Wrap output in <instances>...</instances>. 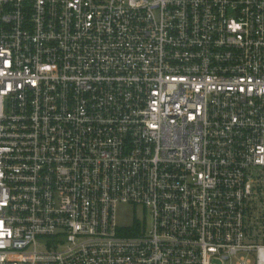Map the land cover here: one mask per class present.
Wrapping results in <instances>:
<instances>
[{
    "label": "built area",
    "instance_id": "2783aa9c",
    "mask_svg": "<svg viewBox=\"0 0 264 264\" xmlns=\"http://www.w3.org/2000/svg\"><path fill=\"white\" fill-rule=\"evenodd\" d=\"M240 253L264 264V0H0V264Z\"/></svg>",
    "mask_w": 264,
    "mask_h": 264
},
{
    "label": "rangeland",
    "instance_id": "374dc122",
    "mask_svg": "<svg viewBox=\"0 0 264 264\" xmlns=\"http://www.w3.org/2000/svg\"><path fill=\"white\" fill-rule=\"evenodd\" d=\"M116 221L119 228H131L138 222L141 224L147 222L149 224V211L142 204L119 202L116 207ZM256 242L259 243L260 241ZM242 255L248 256L247 254L240 253L238 256L233 257V264Z\"/></svg>",
    "mask_w": 264,
    "mask_h": 264
}]
</instances>
